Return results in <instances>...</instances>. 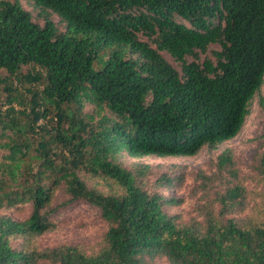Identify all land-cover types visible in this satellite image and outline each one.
Returning a JSON list of instances; mask_svg holds the SVG:
<instances>
[{"label":"trees","instance_id":"obj_1","mask_svg":"<svg viewBox=\"0 0 264 264\" xmlns=\"http://www.w3.org/2000/svg\"><path fill=\"white\" fill-rule=\"evenodd\" d=\"M29 1L44 25L18 0L0 2V71L38 83L33 124L15 117L17 97L5 115L0 105V210H33L25 220L0 215V264H264V218L225 219L250 204L233 150L215 164L229 178L220 209L203 206L202 222L166 211L183 201L151 188L154 166L121 162L194 157L241 133L264 85V0ZM254 169L264 177V152ZM84 171L121 191L90 188ZM183 182L167 172L156 185ZM59 190L100 209L109 228L98 252L37 247L55 227Z\"/></svg>","mask_w":264,"mask_h":264},{"label":"rangeland","instance_id":"obj_2","mask_svg":"<svg viewBox=\"0 0 264 264\" xmlns=\"http://www.w3.org/2000/svg\"><path fill=\"white\" fill-rule=\"evenodd\" d=\"M14 2L16 0H0ZM26 10L30 11L34 20L44 25V20L32 1L18 0ZM52 19L57 24L61 31L66 30V25L61 22L57 14L51 12ZM108 49L106 53H109ZM219 50L218 45H213L208 53L213 57V52ZM168 59L179 70L180 66L174 62L173 58L164 53ZM204 57V56H203ZM106 59L102 58L100 62H96L94 68L100 69ZM26 71L23 73L25 74ZM21 78H7L4 71H0V105L3 106V114H6L10 104L7 103L8 95L18 98L23 105H19L18 101L14 103V107L19 110L15 117L24 122L33 124L34 116L32 115L33 98L32 91L36 90L38 83L25 81L19 83ZM11 91H8L7 89ZM264 98V85L260 93L256 96L252 113L248 117L247 122L241 133L231 141L222 143L216 148L205 146L198 155L194 157H168L158 158L155 156L146 157L143 159H133L127 154L121 157L128 168H131L134 163L142 162L146 165L154 166L152 175L147 180L150 181L151 188L163 193L165 196L182 200L180 206L167 207L166 211L172 215L180 216L181 223L193 221H203V211L210 209L214 204L217 207V194H223L225 186L229 183V178L221 179L217 174L215 167L218 157L226 150H233L240 164V173L243 174L246 186L250 193L249 209L242 215L227 216L229 218L255 219L261 221L264 218V177L261 176L255 169V160L264 152V107L260 106L261 100ZM87 110H89L87 108ZM5 117V116H3ZM55 125L54 121H50ZM47 124L45 119H40L38 125L44 126ZM171 175L184 176V182L179 187L164 188L157 186L156 180L164 173ZM225 176V175H224ZM223 176V177H224ZM81 177L85 183L92 189L103 194H113L120 192L121 188L112 180L106 179L103 176L93 174L90 171L81 173ZM205 177L212 178L206 180ZM53 207L57 209L54 222L55 227L50 232L46 233L37 242V247L44 250L54 249L61 246H75L84 249L88 254L98 252L104 245V236L108 231L109 224L102 218L99 208L93 206L85 199L72 200L66 195L63 190H59L55 194ZM32 206L29 205L24 212L16 213L14 211L4 212L0 210V215H11L16 220L28 219L32 214ZM17 244V243H15ZM166 264V262H162Z\"/></svg>","mask_w":264,"mask_h":264}]
</instances>
